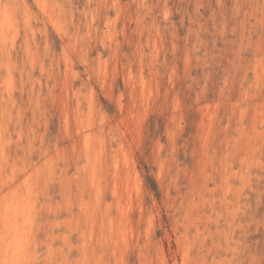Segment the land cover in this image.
Wrapping results in <instances>:
<instances>
[{
  "label": "clouds",
  "instance_id": "obj_1",
  "mask_svg": "<svg viewBox=\"0 0 264 264\" xmlns=\"http://www.w3.org/2000/svg\"><path fill=\"white\" fill-rule=\"evenodd\" d=\"M0 264H264V0H0Z\"/></svg>",
  "mask_w": 264,
  "mask_h": 264
}]
</instances>
